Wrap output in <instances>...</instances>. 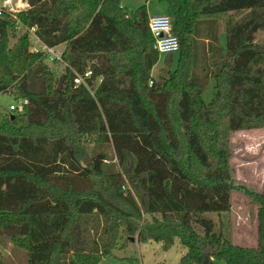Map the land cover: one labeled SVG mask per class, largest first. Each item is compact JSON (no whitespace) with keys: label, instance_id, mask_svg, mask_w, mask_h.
<instances>
[{"label":"trees","instance_id":"obj_1","mask_svg":"<svg viewBox=\"0 0 264 264\" xmlns=\"http://www.w3.org/2000/svg\"><path fill=\"white\" fill-rule=\"evenodd\" d=\"M24 1L0 16V92L26 100L0 112V243L21 264H98L130 237L177 241L179 264H264V189L236 181L230 141L264 128V0H165L179 49L155 75L145 5L128 15L120 0ZM31 27L47 47L64 44L51 57L60 75ZM108 143L116 163L87 152ZM233 190L257 206L255 246L206 215L229 213Z\"/></svg>","mask_w":264,"mask_h":264},{"label":"rangeland","instance_id":"obj_2","mask_svg":"<svg viewBox=\"0 0 264 264\" xmlns=\"http://www.w3.org/2000/svg\"><path fill=\"white\" fill-rule=\"evenodd\" d=\"M121 6L124 7L128 15H132L134 10L141 5L146 6L148 16L155 14H168V8L165 0H120ZM3 0H0V5ZM23 5V9L16 8L17 5ZM12 8L17 9V12L27 8V3L24 0H11ZM16 12V13H17ZM230 16H238V13H229ZM19 31L24 28L19 25ZM218 42L224 46L225 34L224 24L221 21L217 22ZM30 33V41L33 49L41 47V43L34 39L32 32ZM264 37V34L259 36ZM14 40V39H13ZM64 45L60 44L54 47V53L58 55L63 50ZM58 53V54H57ZM162 55L153 66L151 73L157 74L158 69L163 65ZM53 54L48 53V63L54 69L56 75H60L63 70L62 63H52ZM203 63L199 64L198 71L203 74ZM165 70V68H164ZM163 73V72H162ZM99 81V80H97ZM214 80L208 79V84L204 90L202 97L205 101L212 98L215 88ZM17 99L13 98L7 92H0V112L10 113L9 106L14 105L20 108ZM231 164L233 168V176L238 182H243L252 186L255 190L261 191L264 189V128L239 130L231 133ZM102 149L107 153L106 162H111V159L116 163L114 151L111 144H105L101 148L88 146V154L94 153ZM112 157V158H110ZM112 163V162H111ZM257 206L249 197L240 190H233L231 193V209L229 213L217 215L216 213H207L215 222V228H222L225 233H228L232 242L244 246H255L257 237V222H256ZM224 224L226 225L224 228ZM207 250V248H205ZM185 248L177 241L167 250L162 249L161 243L149 241L147 243H139L137 241H129L125 248H115L112 255L104 256L98 264H179L180 257L184 254ZM0 257H3L0 264H21L19 255L16 250H13L12 244L7 241L0 243ZM220 264V262H218Z\"/></svg>","mask_w":264,"mask_h":264},{"label":"built area","instance_id":"obj_3","mask_svg":"<svg viewBox=\"0 0 264 264\" xmlns=\"http://www.w3.org/2000/svg\"><path fill=\"white\" fill-rule=\"evenodd\" d=\"M11 0H3V4L0 5V16L4 13L14 16L17 9L12 8ZM23 9V5H17L16 8ZM148 27L152 36V48L156 50L160 55L167 53H175L179 49V41L175 34L172 32V18L168 14H155L148 16ZM30 31L33 33L34 28L31 27ZM34 39H37L41 43L39 49L44 50L47 53L53 54L54 57L59 58L60 53L56 55L54 52V47H47L44 45L34 34H32ZM91 72L88 70L82 76L76 75L74 82L76 84L85 83L84 78L89 77ZM151 83V80L149 81ZM26 103L25 99L19 100L18 104L21 106ZM17 108L14 105L9 106V110Z\"/></svg>","mask_w":264,"mask_h":264},{"label":"water","instance_id":"obj_4","mask_svg":"<svg viewBox=\"0 0 264 264\" xmlns=\"http://www.w3.org/2000/svg\"><path fill=\"white\" fill-rule=\"evenodd\" d=\"M49 203V200H44V201H38V202H34L33 205H45V204H48ZM135 238L134 237H130V241H134Z\"/></svg>","mask_w":264,"mask_h":264},{"label":"crops","instance_id":"obj_5","mask_svg":"<svg viewBox=\"0 0 264 264\" xmlns=\"http://www.w3.org/2000/svg\"><path fill=\"white\" fill-rule=\"evenodd\" d=\"M63 45H64V44H63ZM134 241H137V240H134ZM233 243L238 244L237 242H233ZM238 245H241V244H238Z\"/></svg>","mask_w":264,"mask_h":264}]
</instances>
